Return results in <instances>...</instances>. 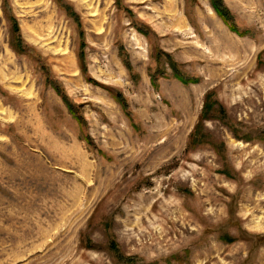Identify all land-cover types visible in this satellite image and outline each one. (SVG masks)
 <instances>
[{
    "label": "rangeland",
    "instance_id": "rangeland-1",
    "mask_svg": "<svg viewBox=\"0 0 264 264\" xmlns=\"http://www.w3.org/2000/svg\"><path fill=\"white\" fill-rule=\"evenodd\" d=\"M64 1L96 84L64 6L0 0V264H264V0Z\"/></svg>",
    "mask_w": 264,
    "mask_h": 264
},
{
    "label": "trees",
    "instance_id": "trees-1",
    "mask_svg": "<svg viewBox=\"0 0 264 264\" xmlns=\"http://www.w3.org/2000/svg\"><path fill=\"white\" fill-rule=\"evenodd\" d=\"M56 2L59 6H64V8L67 10L66 15L68 17H70L73 22H75L74 24H76V28H77V31H78V34H79V37L81 40L80 45H79V50L77 53V60H78V65H79L80 71L87 81H89L93 84H96L97 81H95L94 79H92L91 77H89L87 75V65H86L85 56H84V43H85L83 41L84 33L81 29V23L79 21L78 15L72 9L71 6H69L65 3L64 0H56ZM210 2H211V5H212L214 11L216 12V14L228 25V27L232 31L238 32L236 26L231 22L232 18L229 14L227 7L223 4L222 0H210ZM117 5H119L118 2H117ZM3 15H4L5 19L7 20V22L9 23L10 34H11L9 44L11 45V47L13 48V50L15 52L24 53L26 46H25V43H24V41L20 35V29H19L15 15L12 13V11L9 8L6 9L5 7H3ZM137 29L139 31H141L139 28H137ZM246 33H248V31L239 32L240 35H244ZM160 52H161V54L164 55L165 59L155 60L154 56ZM157 53L151 54V58L157 64L165 65V63H169V65L171 67H173V69H174V76L176 78H178L180 81H182L183 83L198 81V78H195V79L186 78L187 80H185L183 77H181L182 75L179 74V71L176 68L177 63L173 59H171L169 54L163 52L161 49H158ZM119 57L121 58V61L124 65V67L129 72V75L132 78H135L136 74L133 71V67L129 61L128 54L124 50L123 46H120V48H119ZM38 60L40 61V59H38ZM41 62L42 61H40L39 66L46 68V66ZM155 70L157 71V69H155ZM150 80H151L153 87H157V82H156L155 77L153 75L150 76ZM47 82L56 91V93L61 97L62 101L66 105L67 110L71 114V116L73 118H75L77 122L83 123V116L80 113V111L78 110L81 105L76 104L69 99V96L67 95L64 88L61 86V84L59 82H57L56 80H51V79H48ZM106 89L108 90L110 95L115 99V101L120 105L121 109L123 110L125 115L128 117V119L132 122V115L129 111V106H128V103H127L126 99L124 98V96L117 90L113 91V89L110 87H106ZM211 93H212V91H209L204 95L202 109H201V112L199 114L198 121L195 124L191 133L189 134V144H192V145L196 144L202 122L204 121V119L211 116L209 114V109H210L209 101L211 98ZM132 124H133V126H136L134 123H132ZM87 138H89V137H84L83 139L88 141ZM231 240H232L231 238L228 239V241H231Z\"/></svg>",
    "mask_w": 264,
    "mask_h": 264
}]
</instances>
